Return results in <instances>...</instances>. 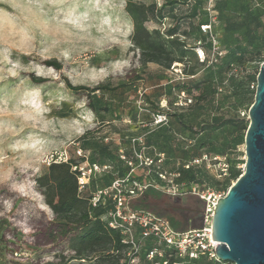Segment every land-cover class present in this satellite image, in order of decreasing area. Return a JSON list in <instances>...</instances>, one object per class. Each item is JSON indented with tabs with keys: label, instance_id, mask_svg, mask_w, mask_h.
<instances>
[{
	"label": "rangeland",
	"instance_id": "374dc122",
	"mask_svg": "<svg viewBox=\"0 0 264 264\" xmlns=\"http://www.w3.org/2000/svg\"><path fill=\"white\" fill-rule=\"evenodd\" d=\"M133 1L148 5L155 0ZM179 1L182 3L175 7L174 21L189 13L190 3ZM241 1L226 0L222 17H236ZM259 1L264 6V0ZM125 5L124 0H0V264H90L73 258L74 231L64 232L55 223L43 189L37 186L36 180L46 172L51 156L66 154L78 163L77 150L81 149L88 162L100 163L103 156L99 147L105 146L115 157L120 148L132 155L133 149L141 146L132 145L131 137H142L144 153L154 155L158 147L147 143L144 136L155 138L153 135L161 128L144 124L149 111L160 108L161 100L166 101L170 114L182 113L194 127L217 114L232 115L237 111L241 116L248 110V103L239 102L231 93V82L216 71L210 81L201 85L205 96L199 106L173 108L176 89L169 88L187 80H180L178 74L156 64L140 62L139 50L131 41L133 22ZM250 7H254L252 2ZM261 17L264 19V14ZM196 20L185 19L184 27L190 31ZM144 25L149 31L163 32L162 24L154 20ZM243 31L224 34L223 46L228 49L242 44ZM193 40L194 35L189 34L186 41ZM48 59L58 61L61 68L46 66L44 61ZM178 64L175 68L180 71L186 67L193 69L196 76L203 73L191 53ZM258 64V60L251 62L249 70ZM67 81L99 89L94 93L75 92L67 87ZM221 83L223 92L216 95L215 87ZM211 136L217 141L216 147L227 139L224 131L212 132ZM204 137L205 134L192 136L174 127L171 141L177 148L166 154L163 167L176 171L190 156V147L197 146ZM200 151H207V146ZM228 155L236 168L244 167L243 143ZM218 162L210 160L208 168H201L221 181L222 177L217 176ZM114 164L110 169L114 175L124 171L116 159ZM109 178L96 176L95 182L104 185ZM211 188L225 193L218 187ZM83 193L87 196L88 191ZM161 203L180 208L186 218L185 228L202 224V204L194 196L174 200L163 195ZM157 213L162 217L167 211ZM172 214L175 215H168Z\"/></svg>",
	"mask_w": 264,
	"mask_h": 264
},
{
	"label": "trees",
	"instance_id": "16d2710c",
	"mask_svg": "<svg viewBox=\"0 0 264 264\" xmlns=\"http://www.w3.org/2000/svg\"><path fill=\"white\" fill-rule=\"evenodd\" d=\"M124 1L126 3L125 11L133 22L131 41L133 46L139 50V60L142 64H156V66L163 68L165 71H169L175 63L182 62L187 53H191L198 66L202 67L203 73L198 76H196V72L193 69L188 70L183 67V70H181L183 78H180V80L187 81L178 82L169 88L171 90L176 89L175 96L178 92H185L192 97V103L187 107L199 106L205 96L201 85L210 81L211 74L215 71L225 75L226 80L231 82V93L239 102H246L249 106L252 104L255 89H251L250 85L256 84V75L260 64L256 65L253 71L249 70L248 65L255 60L260 61V63L264 60V19L261 17L264 14V6L259 0H242L234 18L222 17V10L226 0H218L214 3L212 11L216 21L212 28L219 40L223 53L210 66H205V63L200 62L194 51L195 42L198 39L205 41L206 38V35L199 27L201 24L208 22L204 0H187L185 2L186 5L190 3L189 13L177 17V21H174L176 16L174 11L176 5L182 3L179 0H161L159 5L156 1L148 5L133 0ZM250 2L254 4V7H250ZM149 19L162 25L165 23L166 26L163 28V32L159 33L157 29L149 31L144 25ZM185 19H197L195 24H191L190 31L187 27H184ZM238 30H244L242 33L243 43L226 49L221 42L222 36ZM189 34L194 35V40L191 43L186 41ZM180 37L182 39H178ZM201 46L205 54L208 55L209 43L204 42ZM44 64L54 69L61 68V64L55 59L45 60ZM222 85L223 83L215 87L216 95L220 94L216 91L217 87ZM67 87L75 92L87 90L94 93L99 89L72 85L68 81ZM192 90L198 91V95H192L190 93ZM91 108L96 111L94 106L91 105ZM168 116H171L172 120L170 121L168 118L165 124L156 127L161 129L153 135L155 138L152 135H145L144 140H147V143L153 142L158 147L157 152H162L166 156V154H170L177 148L171 141L174 127L175 129L180 127L192 136L205 134V137L197 146L190 147V156L184 159L183 162L191 157L200 155L202 153L200 149L207 146L205 153H215L224 156L227 163H231V165L228 164L227 175L222 177L220 181L209 176L201 167L186 170L181 166L177 169L179 177L176 181H183L187 185H201L202 188L218 187L226 192L230 184L242 172L232 163L234 159L229 157L228 152L233 150L237 144L244 142V134L248 125L247 118L238 115L237 111L232 115L217 114L194 127L189 121H186L182 113L170 114L168 112ZM132 119L135 120L136 116L133 115ZM164 125L167 127L162 128ZM215 131H224L226 133L227 139L219 143V147H216L217 141L211 136L212 132ZM98 152L103 156L102 161L100 163L95 161L90 163L107 164L112 169L115 166L116 159L122 165L124 171H121V173L117 172V175H114L113 171L109 169L108 172L99 175L107 178L111 176L106 184L98 186L95 182V177H92L89 185L84 190L79 191L76 179L77 172L71 169L72 164L77 162L69 158L67 162H51L46 172L37 178L36 183L38 187L43 189L45 204L52 211L55 223L62 227L64 232L68 230L74 231L71 237V249L74 251L73 258L78 259L79 262L88 260L90 264H129L131 256L127 255V245L122 243L120 232L109 227L103 219L106 211L105 207L101 205L93 207L89 203L93 191L99 187L106 186L115 178L123 177L129 167L124 160L120 159L119 153L115 157L105 146L99 147ZM81 160L82 158L79 159V161ZM85 190L88 191L87 196L83 195ZM162 198L163 194L161 192L148 188L141 196L130 201V207L137 208L139 207L138 203H140L158 216V211H167L166 216H162V218L167 220L174 229H186V218L180 212V208L163 206L161 203ZM170 212L175 215H168ZM154 247L155 242L152 239H147L139 254H137L138 260L136 264H153L154 261L159 260L157 256L153 259H148L147 257L148 252ZM164 252L167 260L166 264H182L183 261L190 264H232L227 261L208 259L204 256L197 259H181L168 256L170 252L166 248ZM120 259H123V262Z\"/></svg>",
	"mask_w": 264,
	"mask_h": 264
},
{
	"label": "built area",
	"instance_id": "2783aa9c",
	"mask_svg": "<svg viewBox=\"0 0 264 264\" xmlns=\"http://www.w3.org/2000/svg\"><path fill=\"white\" fill-rule=\"evenodd\" d=\"M159 5L161 0H155ZM218 0H204L205 11L208 16V22L201 24L200 30L206 35L205 41L198 39L195 42L194 51L200 62L205 66H210L216 62L217 58L223 53L219 40L213 32V24L216 21L212 8ZM163 28L166 26L163 23ZM209 43V53L205 54L202 44ZM178 63L169 70L170 73L178 74L183 78L182 72L176 69ZM256 84H251L250 88L255 89ZM217 93L223 92V86H218ZM163 102V103H162ZM192 103V97L185 92H178L172 101L173 108L187 107ZM158 110H151L148 113V119L144 124L145 127L153 128L165 124L168 121L169 107L165 100L160 101ZM241 116L247 118V111L241 113ZM126 138L128 136H125ZM132 145L136 143L141 147L133 149L132 155H126L120 148L118 153L120 159L124 160L129 170L123 177L113 179L109 184L97 188L93 191L89 203L94 207L101 205L106 211L103 219L108 226L117 229L122 236V243L127 245V255L131 256L129 264L137 263V254H139L144 242L152 239L155 247L148 254V259L155 256L159 260L153 264H166L164 249H168V256L179 257L181 259H197L206 257L208 259L218 260L215 256L216 242L212 239L210 219L217 200L224 196L225 193H219L211 188H201L195 184L187 185L185 182H177L179 172L167 171L164 167L165 155L162 152H156L154 155H146L143 151V138L131 137ZM81 161L71 166L76 171L78 190H84L92 177L99 176L109 171L110 166L107 164L90 163L86 160V155L81 149L77 150ZM224 156H212L208 153L191 157L182 163L183 169L198 168L202 165L209 167L210 160H219L217 176L224 177L227 175L228 163L224 161ZM69 157L64 154L63 157L51 156L50 162H67ZM243 171V166L241 167ZM148 188H153L163 195L169 196L174 200H183L194 196L200 200L202 206L203 224L198 228L174 229L167 220L154 214L153 212L131 208L130 201L141 196ZM164 259V260H162ZM219 261V260H218ZM179 264V263H178ZM233 264V263H232Z\"/></svg>",
	"mask_w": 264,
	"mask_h": 264
},
{
	"label": "water",
	"instance_id": "95a60500",
	"mask_svg": "<svg viewBox=\"0 0 264 264\" xmlns=\"http://www.w3.org/2000/svg\"><path fill=\"white\" fill-rule=\"evenodd\" d=\"M247 120L244 169L217 200L210 226L219 261L264 264V60Z\"/></svg>",
	"mask_w": 264,
	"mask_h": 264
},
{
	"label": "bare ground",
	"instance_id": "6f19581e",
	"mask_svg": "<svg viewBox=\"0 0 264 264\" xmlns=\"http://www.w3.org/2000/svg\"><path fill=\"white\" fill-rule=\"evenodd\" d=\"M243 169H244V167H243Z\"/></svg>",
	"mask_w": 264,
	"mask_h": 264
}]
</instances>
